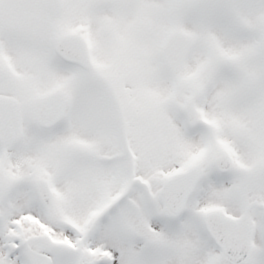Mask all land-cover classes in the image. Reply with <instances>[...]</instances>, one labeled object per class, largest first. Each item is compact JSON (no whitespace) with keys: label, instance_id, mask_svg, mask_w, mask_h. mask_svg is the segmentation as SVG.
Wrapping results in <instances>:
<instances>
[{"label":"snow or ice","instance_id":"snow-or-ice-1","mask_svg":"<svg viewBox=\"0 0 264 264\" xmlns=\"http://www.w3.org/2000/svg\"><path fill=\"white\" fill-rule=\"evenodd\" d=\"M0 264H264V0H0Z\"/></svg>","mask_w":264,"mask_h":264}]
</instances>
